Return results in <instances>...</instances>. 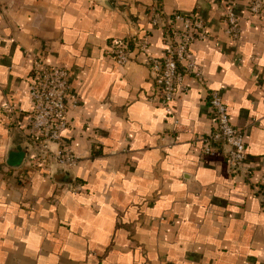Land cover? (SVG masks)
<instances>
[{"label": "crops", "instance_id": "crops-1", "mask_svg": "<svg viewBox=\"0 0 264 264\" xmlns=\"http://www.w3.org/2000/svg\"><path fill=\"white\" fill-rule=\"evenodd\" d=\"M0 0V264H264V10L251 0ZM165 16L202 19L210 38L191 46L207 81L183 73L172 114L151 101L146 55L126 65L112 43L149 34ZM234 7L241 37L225 34ZM35 59L67 68L71 94L64 141L71 171L40 162L27 139ZM218 90L245 135L241 173L223 147L193 144L216 130L209 92ZM178 122V125L175 122Z\"/></svg>", "mask_w": 264, "mask_h": 264}, {"label": "built area", "instance_id": "built-area-1", "mask_svg": "<svg viewBox=\"0 0 264 264\" xmlns=\"http://www.w3.org/2000/svg\"><path fill=\"white\" fill-rule=\"evenodd\" d=\"M263 10L264 0H251L252 14L260 15ZM224 11L225 34L233 41H239V14L234 7H226ZM150 16L151 27L159 29L163 34V56L157 58L147 55L151 46L149 34L138 39L113 42L111 55L118 64L126 65L133 51L145 54L146 65L154 80L151 101L172 114L170 105L177 93L187 90L183 86L181 66L186 74L195 77L201 85L207 84L202 67L192 58L191 46L207 41L210 34L205 22L195 15L175 13L166 17L159 2L151 7ZM32 78L29 85L32 109L27 116L28 142L39 148V163L49 165L54 171H71L78 165L79 159L63 137L68 128V111L77 109L80 105V100L71 94L72 75L67 68L50 66L35 59ZM209 104L216 130L198 136L193 144H200L201 151L206 155L222 146L230 172L241 173L247 157L244 132L232 125L228 107L220 91L209 92ZM175 124L178 125V122Z\"/></svg>", "mask_w": 264, "mask_h": 264}, {"label": "water", "instance_id": "water-1", "mask_svg": "<svg viewBox=\"0 0 264 264\" xmlns=\"http://www.w3.org/2000/svg\"><path fill=\"white\" fill-rule=\"evenodd\" d=\"M105 5L109 6V1L108 0H103Z\"/></svg>", "mask_w": 264, "mask_h": 264}]
</instances>
